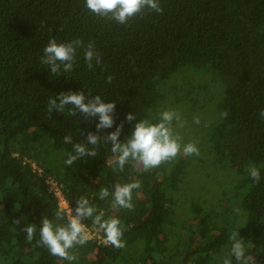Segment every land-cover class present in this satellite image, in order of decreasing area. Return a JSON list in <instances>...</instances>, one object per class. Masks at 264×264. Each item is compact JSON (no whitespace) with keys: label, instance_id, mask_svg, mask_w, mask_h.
<instances>
[{"label":"trees","instance_id":"obj_1","mask_svg":"<svg viewBox=\"0 0 264 264\" xmlns=\"http://www.w3.org/2000/svg\"><path fill=\"white\" fill-rule=\"evenodd\" d=\"M159 3L162 13L145 9L125 27L91 13L84 0H0V264H69L37 246L42 218L67 223L66 213L56 218L61 209L47 176L62 186L70 208L83 196L96 207L94 216H115L125 229V248L90 240L70 250L78 257L72 264H222L233 230L245 255L264 264V0ZM51 37L94 43L101 63L93 60L89 70L84 48H78L71 72L51 74L41 63ZM81 89L116 102L113 128L103 134L123 122L121 142L137 122H127V113L139 120L181 110L188 121L198 116L201 125L206 112V135L197 147L210 150L226 174L215 178L210 193L187 197V175L199 156L181 153L147 172L130 162L119 172L109 164L110 144L101 143L96 157L66 165L73 146L63 137L86 144L81 130L95 132L98 119L69 115L71 105L50 116L47 102ZM249 165L260 169L259 183L249 177ZM135 180L141 187L133 191L134 210L114 209L111 196L99 198L102 187L111 192L114 183ZM93 218L83 221L90 230L98 229ZM29 224L37 228L31 242L21 231ZM232 264L239 262L233 257Z\"/></svg>","mask_w":264,"mask_h":264},{"label":"clouds","instance_id":"obj_2","mask_svg":"<svg viewBox=\"0 0 264 264\" xmlns=\"http://www.w3.org/2000/svg\"><path fill=\"white\" fill-rule=\"evenodd\" d=\"M84 5L96 16L108 18L125 27L128 26V22L132 18L138 15L142 18L145 9L158 14L163 12L159 0H84ZM78 48H84V61L89 70L94 68L93 60L96 65L101 63L100 54L95 50L94 43L89 42L85 47L79 38L67 43H58L56 37H51L43 48L41 63L46 64L49 72L55 76L71 72L74 68ZM106 82L109 84L112 82L111 75L106 77ZM47 103V111L50 116L53 110L63 113L65 107L71 105L69 115L76 116L79 112L83 114L84 118L95 117L98 119L95 132L85 134L81 130V134L86 137V144L73 143V138L70 135L63 137L65 144L73 146V151L66 153L67 158L64 163L68 166L85 156L96 157L97 149L101 143L110 144L112 158L109 164L113 171L119 172H123L125 165L130 162L134 169L147 172L159 168L165 163L174 162L181 153L184 156H199L200 154L197 141L182 143L183 137L174 129V121L179 128H183L185 124L180 114L175 110L159 111L154 118L139 120L133 113H127L125 115L127 122H137L134 124L131 134L121 142L119 137L123 122L116 124L114 131L108 132L106 135L103 134L105 129L113 128L116 102L105 103L100 95L86 96L81 89L78 92L61 91L55 97H49ZM219 115L221 119L226 118L227 111H223ZM259 115L264 118V109L260 110ZM193 123L199 125L200 118L194 117ZM247 172L254 183L260 182L261 174L257 166L249 165ZM140 187L139 180L130 183L117 182L112 186L111 192L107 187H102L99 191V198L104 200L111 196L114 209L119 207L132 211L134 210L133 191ZM235 211L237 214L240 212L238 208ZM96 212V207L90 204L87 198L81 196L76 200L74 209L68 207L66 224H54L47 217L42 218L37 246L46 248L50 255L72 264L78 257L71 254L70 250L77 245H85L90 239V233L83 221L94 217L92 223L103 231L104 243L116 249L125 248L126 242L122 239L125 229L122 227L121 220L115 216L105 219L102 213L94 216ZM56 218L57 220L65 219V211L63 209L57 211ZM12 223L19 225L20 220L14 219ZM21 231L26 233V240L31 242L37 228L36 225L29 224L24 226ZM229 241L231 242L230 253L223 259L222 264H232L233 257L239 264H255L251 255H245V244L239 237L238 230L231 231Z\"/></svg>","mask_w":264,"mask_h":264},{"label":"rangeland","instance_id":"obj_3","mask_svg":"<svg viewBox=\"0 0 264 264\" xmlns=\"http://www.w3.org/2000/svg\"><path fill=\"white\" fill-rule=\"evenodd\" d=\"M199 106H201V104H199ZM178 113L180 114L181 119L185 122V124L183 128H179L176 126V131L179 132L183 138H185V143H188L193 138L199 143L202 142L206 135V112H203V117L205 120L204 123L201 125H197L196 128L193 126L192 121L186 120L183 111L180 110ZM199 157V162L195 160L191 173L187 175L186 183L184 186L185 191L187 192V197H192L195 195H205L206 193H210L209 190L214 188L213 182L215 178L218 177L222 179V176L226 174L219 166L213 163L215 155L210 150L206 151L205 148L201 151Z\"/></svg>","mask_w":264,"mask_h":264},{"label":"built area","instance_id":"obj_4","mask_svg":"<svg viewBox=\"0 0 264 264\" xmlns=\"http://www.w3.org/2000/svg\"><path fill=\"white\" fill-rule=\"evenodd\" d=\"M32 167L33 169H36L35 165L32 163ZM45 184L48 188V191L53 194V196L55 197V199H57V203L60 209H63L65 211V213H67V209L69 207L68 202L66 201V199L64 198L63 195V191H62V186L52 177L47 176L45 178ZM87 231L90 233V240L92 241H96L97 244H105L104 243V239L105 237H103L101 235V230L99 229H88Z\"/></svg>","mask_w":264,"mask_h":264}]
</instances>
